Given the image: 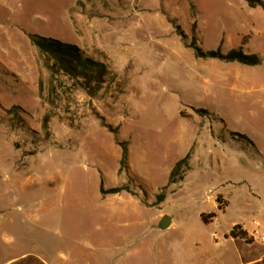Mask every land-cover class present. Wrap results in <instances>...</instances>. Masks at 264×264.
<instances>
[{
    "label": "rangeland",
    "instance_id": "rangeland-1",
    "mask_svg": "<svg viewBox=\"0 0 264 264\" xmlns=\"http://www.w3.org/2000/svg\"><path fill=\"white\" fill-rule=\"evenodd\" d=\"M30 35L105 63L103 89L93 96L53 79ZM194 43L204 52L242 48L263 63L199 59ZM249 81L257 86L227 95L213 86ZM98 116L147 157L142 177L130 169L145 185L130 182L132 196L175 225L158 224L146 239L150 254L112 253L108 262L264 264L262 8L246 0H0V264H73L74 249L89 245L96 188L129 182L116 171L122 148ZM184 126L198 130L199 143L185 181L169 187ZM237 225L252 244L227 237Z\"/></svg>",
    "mask_w": 264,
    "mask_h": 264
},
{
    "label": "crops",
    "instance_id": "crops-1",
    "mask_svg": "<svg viewBox=\"0 0 264 264\" xmlns=\"http://www.w3.org/2000/svg\"><path fill=\"white\" fill-rule=\"evenodd\" d=\"M200 83L207 84L209 82L205 79L204 81L201 80ZM254 85L257 86V84L249 81L242 86L237 83L223 84L220 87L213 86L218 93L227 95L229 92H238L239 87L250 88ZM188 128L184 126L179 132V141L175 148L177 159L173 161L165 176L168 181L175 164L186 157L194 146L199 143L198 130L193 127H190L189 130ZM121 158L122 152L118 157L117 173L120 169ZM146 161L147 157L140 156L136 147L132 145L130 150L131 169L141 176L140 170H142V166ZM121 182H123V179L118 177V184ZM100 188H96L92 205H90L91 218L95 222L96 228L87 239L89 241L88 246H81L82 248L78 246L74 249L76 257L73 264H81V262L85 264H116L108 262V258L112 253H119L120 256L150 254L155 245L153 241L147 242L146 239L153 234V231L157 229L158 224L164 217L154 215L153 212V215H149L148 207L138 197L125 192L118 195L103 196ZM174 227L173 223L169 230ZM100 256L103 258L101 259Z\"/></svg>",
    "mask_w": 264,
    "mask_h": 264
},
{
    "label": "trees",
    "instance_id": "trees-1",
    "mask_svg": "<svg viewBox=\"0 0 264 264\" xmlns=\"http://www.w3.org/2000/svg\"><path fill=\"white\" fill-rule=\"evenodd\" d=\"M251 8H262L264 10V1L262 0H246ZM32 45L37 49L40 57L43 60L44 67L51 74L53 79L59 80L60 78L72 81L75 85L88 91L90 95L98 94L105 84L107 83V77L109 75V68L105 63L93 60L85 55V53L76 45L64 43L59 40L42 37L39 35L29 36ZM195 42V41H193ZM191 47L195 50V55L199 59L205 60H217L225 63H238L247 67H259L263 63L261 56L257 54H245L242 48L232 49L227 53H223L221 48L215 51L204 52L199 48L196 43L192 44ZM56 85V84H55ZM57 87V86H56ZM193 110L202 117L212 116V113L206 109ZM101 120V124L104 128L108 129L114 134L117 144L122 148V158L120 161V171L122 174L126 172L129 176V182L106 189L104 184H101V194L103 196L118 195L127 192L131 195L136 196L131 191L130 182L135 181L141 183L140 188L144 191L145 185L142 183L140 178L131 173L130 168V144L129 142H121L118 140V129L112 128V126L106 124L105 118L98 116ZM48 125V118L45 119V126ZM235 137L253 145L251 140L246 136L233 133ZM192 153L190 152L186 157L179 160L172 169L169 177L168 186L178 185L185 181L188 173L191 171L190 161ZM166 190V188H164ZM158 202L165 200V194L157 196ZM216 214L202 215L204 223H208L209 219H214ZM228 238L240 239L247 244L253 243V238H250L246 231L237 225L233 228Z\"/></svg>",
    "mask_w": 264,
    "mask_h": 264
},
{
    "label": "water",
    "instance_id": "water-1",
    "mask_svg": "<svg viewBox=\"0 0 264 264\" xmlns=\"http://www.w3.org/2000/svg\"><path fill=\"white\" fill-rule=\"evenodd\" d=\"M172 224V220L168 216H165L160 222L159 229L161 231H167L171 228Z\"/></svg>",
    "mask_w": 264,
    "mask_h": 264
}]
</instances>
